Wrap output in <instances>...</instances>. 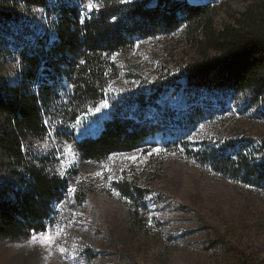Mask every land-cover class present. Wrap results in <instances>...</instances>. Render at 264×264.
<instances>
[{"label":"rangeland","instance_id":"1","mask_svg":"<svg viewBox=\"0 0 264 264\" xmlns=\"http://www.w3.org/2000/svg\"><path fill=\"white\" fill-rule=\"evenodd\" d=\"M187 1L207 4L215 27L247 4L264 2ZM11 5L34 19L37 30L46 21L40 7ZM182 31L138 41L120 57L111 89L139 88L120 75L127 66L137 65L149 80L179 74L180 63L193 56ZM16 66L10 58L0 74L13 77ZM171 91L152 109L161 131L133 151L98 162L78 157L72 141L99 131L109 114L106 100L74 122L47 125L44 135L27 138L26 161L45 165L63 186L43 232L0 237V264H264V179L235 176L239 164L242 170L262 165L264 92ZM6 161L0 152V176Z\"/></svg>","mask_w":264,"mask_h":264},{"label":"trees","instance_id":"2","mask_svg":"<svg viewBox=\"0 0 264 264\" xmlns=\"http://www.w3.org/2000/svg\"><path fill=\"white\" fill-rule=\"evenodd\" d=\"M13 3L42 8V27ZM180 28L193 56L180 63L179 74L149 80L137 65L127 66L120 75L139 88L111 89L120 57L138 41ZM10 58L17 62L14 76L0 74V152L8 165L0 176V237L18 240L46 229L63 186L45 165L26 161L27 138L74 122L106 100L109 114L99 131L72 141L81 160L98 162L140 148L161 131L152 109L167 90L264 92V2L247 4L215 27L207 4L187 0H0V65ZM243 167L235 176L264 179V151L260 167Z\"/></svg>","mask_w":264,"mask_h":264},{"label":"snow or ice","instance_id":"3","mask_svg":"<svg viewBox=\"0 0 264 264\" xmlns=\"http://www.w3.org/2000/svg\"><path fill=\"white\" fill-rule=\"evenodd\" d=\"M93 7H94V6H93L92 3H89V4L87 5V8H88L89 10H91ZM82 63H83V62H82ZM106 106H107V104H106V102H105V103L101 104L100 107L96 108V111H100L101 108L106 107ZM153 151L158 152V151H160V149H153ZM130 159H132L133 161H135V160L137 159V157H136V156H132V157H130ZM97 175L100 176V175H102V174H101V173H97ZM109 179H111V177H109ZM114 194L119 195V193H114ZM48 239H51V237H48Z\"/></svg>","mask_w":264,"mask_h":264}]
</instances>
